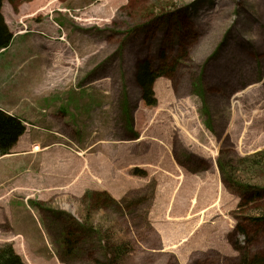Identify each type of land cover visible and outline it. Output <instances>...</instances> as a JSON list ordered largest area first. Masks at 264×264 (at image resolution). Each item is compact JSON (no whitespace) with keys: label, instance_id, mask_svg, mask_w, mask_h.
<instances>
[{"label":"rangeland","instance_id":"374dc122","mask_svg":"<svg viewBox=\"0 0 264 264\" xmlns=\"http://www.w3.org/2000/svg\"><path fill=\"white\" fill-rule=\"evenodd\" d=\"M5 7L19 16L8 24L13 32L28 29L52 43L60 39V50L48 51L60 56V69L48 65L59 72L60 93L112 88L122 141H144L149 122L159 119L161 141L172 146L183 167L217 171L224 192L221 208L210 218L233 226L226 243H219L204 229L207 199L201 188L186 197L194 187L170 191L136 166L114 182V193L101 188L76 198L61 189L59 199L36 202L32 207L40 211L24 218L25 230L0 215V251L12 247L24 264H239L241 255L232 246L237 243L250 258L264 257V222H245L264 217V195L256 205L261 211H244L238 210L237 191L243 184L264 186V0H16ZM23 40L16 39L10 53L20 55ZM40 61L35 54L27 69L14 73L12 86L39 85L41 78L32 79L27 71L41 68ZM143 62L164 74L153 87L156 108L145 104L136 79ZM87 98L86 114L96 100ZM60 111L77 130L67 107ZM99 115L87 117L91 142L97 136L91 124L97 126ZM135 118L139 131L131 126ZM65 130L69 127L60 126ZM63 138L62 144L74 147ZM226 173L236 186L226 182ZM235 213L248 230L247 244L236 229Z\"/></svg>","mask_w":264,"mask_h":264},{"label":"crops","instance_id":"0c3cea01","mask_svg":"<svg viewBox=\"0 0 264 264\" xmlns=\"http://www.w3.org/2000/svg\"><path fill=\"white\" fill-rule=\"evenodd\" d=\"M5 3L3 14L5 18H11L9 22L6 21L10 24L12 18L18 19L19 16L11 10H6ZM34 35L38 34L30 30L19 33L14 31L11 46L0 53V94L4 95V99L0 100V109L6 114L20 118L26 126V132L19 138L11 153L0 156L1 219L13 220L11 222L16 225V229L25 230L27 226L23 222L24 218L34 209L40 211V208L32 207L36 205V202L49 203L50 199L53 201L59 199L61 189L76 198H80L87 191L101 188L114 193V182L122 181L128 169L137 166L152 172V177L155 176L163 185L168 186L170 191L182 186L194 187L187 189L186 197L190 190L196 191L197 188H201L207 199L202 210L206 213L203 219L204 229L209 236L217 238L219 243H226L227 235L233 225L230 228L225 227L224 221L214 222L211 221L212 217L210 218L212 212L217 211L218 204L222 203L224 190L219 173L206 166H199L196 170L183 167L182 162L180 163L174 157L172 146L169 147L167 141H161L158 133L159 119L149 122V133L141 136L145 137L144 141H140L139 138H136L134 142L122 141L123 135L116 117L120 108L114 104L116 98L112 88L103 90L81 88L63 90L64 92L60 93L59 72L51 68L60 69V56L55 53L51 57L48 52L55 47L60 50V42L52 43ZM18 38H25L18 45L20 55L10 53L14 47V41ZM30 44L36 47L28 48ZM43 44L48 47H44ZM38 49L43 53H40ZM35 54L42 62L41 68L30 69L27 72L32 79L40 77V84L32 88H14L11 84L14 73L27 69V65ZM44 68H47L49 72L46 73ZM41 71L43 76L39 75ZM51 78L54 79L50 80ZM44 79L47 82L45 86ZM91 96H95L96 100L86 114L85 108L90 104L87 97ZM118 97L121 98L120 94ZM70 104L73 107H70ZM113 105L114 108H112ZM63 106H66L71 116L75 117L77 130L69 126L71 117L60 111ZM75 108L79 111L78 113ZM93 112H100L103 115L102 118L99 115L97 126L91 124L93 130L97 131L95 141L91 142L92 135L87 121ZM78 114L81 117L77 119ZM60 126L69 127V131L60 132ZM131 126L139 131L138 118L134 119ZM71 133L75 134L74 138H71ZM62 136L71 139L78 146L73 145L77 149L62 145L60 142ZM134 146L138 147L135 150L131 149ZM178 152L179 148L176 150V153ZM193 152L191 153L196 155L197 152L195 150ZM163 164L168 168H165L162 173ZM192 200L194 204H199L195 202L194 195ZM175 205L179 204L175 202ZM183 226L190 234L191 228L184 224Z\"/></svg>","mask_w":264,"mask_h":264},{"label":"trees","instance_id":"16d2710c","mask_svg":"<svg viewBox=\"0 0 264 264\" xmlns=\"http://www.w3.org/2000/svg\"><path fill=\"white\" fill-rule=\"evenodd\" d=\"M5 1L10 2L12 5L16 3V0H0V52L4 49H7L13 40V33L5 22V18L2 12L3 3ZM163 72L160 70L155 72L152 65L149 62H143L138 65L136 79L142 90V97L145 104L149 107H156L158 101L155 98L154 94V83L156 79L161 77ZM26 128L20 120L15 117L7 115L5 112L0 110V155H7L12 150L13 146L17 143L20 136L25 132ZM135 170V169H134ZM134 173H140L138 169ZM225 180L229 185L234 182L233 177H228V173L225 174ZM231 186V185H230ZM229 186V187H230ZM236 186V184H235ZM238 193L240 192V203L238 210L241 208L245 211L249 208L261 211V208L256 207V205L263 200L264 195V186L250 185L246 186L243 184L237 189ZM238 220L236 224V229L238 232L243 235L246 239V244L249 243V233L246 227ZM246 223L258 225L264 222V217H255V218H246ZM235 251H238L241 255L239 264H264V257L250 258L247 252V248H242L237 243L232 245ZM0 264H24L21 261V258L14 253L12 247L4 248L0 251Z\"/></svg>","mask_w":264,"mask_h":264}]
</instances>
